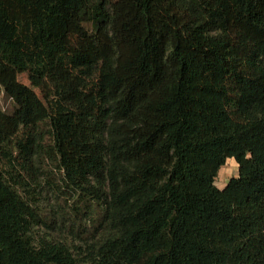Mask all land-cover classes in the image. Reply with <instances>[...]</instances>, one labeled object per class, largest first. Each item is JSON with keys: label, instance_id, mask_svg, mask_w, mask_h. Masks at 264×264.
<instances>
[{"label": "trees", "instance_id": "1", "mask_svg": "<svg viewBox=\"0 0 264 264\" xmlns=\"http://www.w3.org/2000/svg\"><path fill=\"white\" fill-rule=\"evenodd\" d=\"M0 88V264H264V0H0Z\"/></svg>", "mask_w": 264, "mask_h": 264}, {"label": "rangeland", "instance_id": "2", "mask_svg": "<svg viewBox=\"0 0 264 264\" xmlns=\"http://www.w3.org/2000/svg\"><path fill=\"white\" fill-rule=\"evenodd\" d=\"M17 79L19 82L29 86L30 88L38 92V89L34 87V85L30 82L28 75L26 73H19ZM14 106L15 105L12 102V100L6 97L3 90L0 88V108L6 112H11L14 110ZM26 123L27 120L20 119L18 123V127L21 128ZM1 169L3 170V173L14 174V176H16V178L14 179L19 178L20 180L19 184L15 185L13 178L7 177V179L10 181L16 192L20 195H23V190L20 187L24 185L27 186V184L29 183L28 177L22 172L13 168L10 163L2 162ZM237 170H238L237 164L234 161V159L227 158L217 173V176L215 178V184L219 187H222L230 177L237 175ZM42 177L43 175H41V178ZM60 235L63 236L65 240H67L69 243L72 241V237L70 235H67L66 233L64 234L62 233Z\"/></svg>", "mask_w": 264, "mask_h": 264}, {"label": "crops", "instance_id": "3", "mask_svg": "<svg viewBox=\"0 0 264 264\" xmlns=\"http://www.w3.org/2000/svg\"><path fill=\"white\" fill-rule=\"evenodd\" d=\"M224 185H225V184H224ZM224 185H223V186H224ZM223 186H222V187H223ZM218 187H219V186H218ZM219 188H221V187H219Z\"/></svg>", "mask_w": 264, "mask_h": 264}]
</instances>
